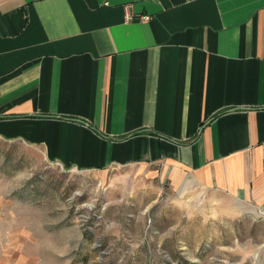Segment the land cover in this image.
<instances>
[{"label": "crops", "instance_id": "crops-1", "mask_svg": "<svg viewBox=\"0 0 264 264\" xmlns=\"http://www.w3.org/2000/svg\"><path fill=\"white\" fill-rule=\"evenodd\" d=\"M0 137L264 214V0H0Z\"/></svg>", "mask_w": 264, "mask_h": 264}, {"label": "rangeland", "instance_id": "rangeland-1", "mask_svg": "<svg viewBox=\"0 0 264 264\" xmlns=\"http://www.w3.org/2000/svg\"><path fill=\"white\" fill-rule=\"evenodd\" d=\"M161 169L67 166L0 137V264H264V214L221 212Z\"/></svg>", "mask_w": 264, "mask_h": 264}, {"label": "built area", "instance_id": "built-area-1", "mask_svg": "<svg viewBox=\"0 0 264 264\" xmlns=\"http://www.w3.org/2000/svg\"><path fill=\"white\" fill-rule=\"evenodd\" d=\"M147 17H148V16H147L146 14H142V15L140 16V19H141V20H146ZM263 148H264V147H263Z\"/></svg>", "mask_w": 264, "mask_h": 264}]
</instances>
